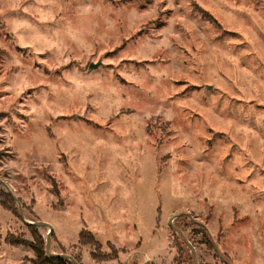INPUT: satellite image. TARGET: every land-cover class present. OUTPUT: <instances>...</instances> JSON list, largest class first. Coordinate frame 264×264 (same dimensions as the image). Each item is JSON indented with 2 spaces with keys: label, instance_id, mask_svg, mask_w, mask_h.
Wrapping results in <instances>:
<instances>
[{
  "label": "rangeland",
  "instance_id": "rangeland-1",
  "mask_svg": "<svg viewBox=\"0 0 264 264\" xmlns=\"http://www.w3.org/2000/svg\"><path fill=\"white\" fill-rule=\"evenodd\" d=\"M0 181L79 264H194L178 214L198 264L200 225L264 264V0H0ZM8 196L0 264H31Z\"/></svg>",
  "mask_w": 264,
  "mask_h": 264
},
{
  "label": "water",
  "instance_id": "water-1",
  "mask_svg": "<svg viewBox=\"0 0 264 264\" xmlns=\"http://www.w3.org/2000/svg\"><path fill=\"white\" fill-rule=\"evenodd\" d=\"M98 66H99V64H96V65H94V64H90L89 69H94V68H96V67H98ZM0 184H1V185H4V187H5L6 191L8 192V194H9V195L14 199V201L17 203L18 208H19L20 218H21L22 222H23L25 225L48 229V233H47V237H46V243H45V253H46V255H47L48 257L67 259V260H69L72 264H79V263H77V261H76L74 258H72L71 256L64 255V254H59V255H58V254H55V253H51L49 242H50L51 234H52V231H53L52 227H51L49 224H47V223H43V222H31V221H27V220L25 219V217H24L22 207H21L20 203L18 202V200L15 198V196L11 193V191L9 190V188H8V187H7L2 181H0ZM186 215H187L188 217L191 218V216H190L189 214H186ZM178 216H179V214H178V215H175L174 217H172V219H170V221H169V227H170L174 232L178 233V234L182 237L183 242L187 245V247H188V248L190 249V251H191L192 259H193V263H194V264H198L197 259H196V255H195V250H194V248H193V247L191 246V244L186 240V238L184 237L183 232H181L179 229L173 227V225H172L173 221H174ZM213 245H214L215 251H216L217 255H219L220 259H221L225 264H230V263H228V262H227V261L221 256V254L219 253V250L217 249V246H215V244H213Z\"/></svg>",
  "mask_w": 264,
  "mask_h": 264
},
{
  "label": "trees",
  "instance_id": "trees-1",
  "mask_svg": "<svg viewBox=\"0 0 264 264\" xmlns=\"http://www.w3.org/2000/svg\"><path fill=\"white\" fill-rule=\"evenodd\" d=\"M199 11V10H196ZM9 198H12L10 195L8 196ZM14 200V199H13ZM22 206V205H21ZM192 219V218H191ZM199 224V223H198ZM200 225V224H199ZM201 228H203L204 233L206 235H203V240L201 241L202 244L206 245V247L213 248V243L210 241V237L207 235L205 232V227L203 225H200ZM89 235V234H88ZM79 241L84 242V233H81L79 236ZM16 245H23L16 243ZM33 252L35 254L36 259H34L31 264H72L69 260L67 259H62V258H54V257H48L45 253V248H43V243L39 244L38 248L32 247ZM193 262V260H192ZM229 263V262H228Z\"/></svg>",
  "mask_w": 264,
  "mask_h": 264
}]
</instances>
